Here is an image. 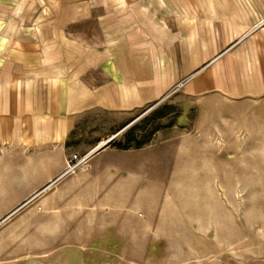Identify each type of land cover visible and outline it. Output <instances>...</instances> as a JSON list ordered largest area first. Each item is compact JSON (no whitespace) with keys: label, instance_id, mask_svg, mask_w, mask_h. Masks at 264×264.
<instances>
[{"label":"crops","instance_id":"0c3cea01","mask_svg":"<svg viewBox=\"0 0 264 264\" xmlns=\"http://www.w3.org/2000/svg\"><path fill=\"white\" fill-rule=\"evenodd\" d=\"M178 91L264 97V0H0V264L128 255L173 160L128 131Z\"/></svg>","mask_w":264,"mask_h":264},{"label":"rangeland","instance_id":"374dc122","mask_svg":"<svg viewBox=\"0 0 264 264\" xmlns=\"http://www.w3.org/2000/svg\"><path fill=\"white\" fill-rule=\"evenodd\" d=\"M137 117L131 144L171 154L172 171L141 205V222H131L128 255L103 264H264V97L228 102L178 91Z\"/></svg>","mask_w":264,"mask_h":264},{"label":"built area","instance_id":"2783aa9c","mask_svg":"<svg viewBox=\"0 0 264 264\" xmlns=\"http://www.w3.org/2000/svg\"><path fill=\"white\" fill-rule=\"evenodd\" d=\"M88 158V155L83 158V159H77L76 156H73L72 157V160L74 161V164L71 165V162L68 164V167L66 169V172L64 174H67V173H70V172H73L76 168H78L82 163L83 161H85L86 159ZM50 187V185L46 186L42 192L46 191L48 188Z\"/></svg>","mask_w":264,"mask_h":264},{"label":"water","instance_id":"95a60500","mask_svg":"<svg viewBox=\"0 0 264 264\" xmlns=\"http://www.w3.org/2000/svg\"><path fill=\"white\" fill-rule=\"evenodd\" d=\"M108 142H106L104 145H102L101 147H104ZM89 157V156H88Z\"/></svg>","mask_w":264,"mask_h":264}]
</instances>
